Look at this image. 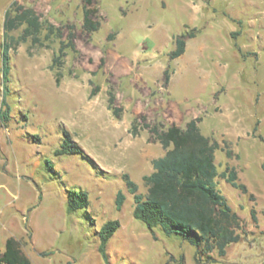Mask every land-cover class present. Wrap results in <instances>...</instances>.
I'll use <instances>...</instances> for the list:
<instances>
[{
  "label": "rangeland",
  "instance_id": "374dc122",
  "mask_svg": "<svg viewBox=\"0 0 264 264\" xmlns=\"http://www.w3.org/2000/svg\"><path fill=\"white\" fill-rule=\"evenodd\" d=\"M13 1L0 0L1 115L6 86L11 107L8 119L0 117V242L9 230L23 229L21 241L34 251V264H197L195 246L182 235L152 231L133 216L123 178L128 173L146 193L143 176L165 153L140 116L169 125L168 118L153 117L164 113L170 66L169 97L199 110L201 131L219 142L218 188L246 231L208 264H264V0H96L102 24L90 33L82 29L79 0H18L56 26L73 24L75 48L66 47L62 64L53 68L68 28L44 45L17 43L22 27L12 30L4 82L3 21ZM189 30L195 38L187 39V53L170 59L175 37ZM111 32L115 37L108 39ZM111 90L120 115L108 106ZM134 103L147 114L134 112ZM65 129L84 154L56 153ZM232 168L247 193L222 176ZM69 190L86 191L89 205L69 211ZM119 190L126 194L121 210ZM110 219L121 225L105 259L99 230Z\"/></svg>",
  "mask_w": 264,
  "mask_h": 264
},
{
  "label": "trees",
  "instance_id": "16d2710c",
  "mask_svg": "<svg viewBox=\"0 0 264 264\" xmlns=\"http://www.w3.org/2000/svg\"><path fill=\"white\" fill-rule=\"evenodd\" d=\"M96 0H83V23L85 32L97 31L102 24L99 8L93 3ZM3 43V79L9 81L11 66L9 64V51L11 43L7 41L9 32L22 27V31L15 40L17 43L30 40L34 45H44V40L52 36L62 38L63 28L69 29L67 39L60 40L58 53L54 54L51 67H59L66 54V47L75 48V26L68 24L56 26L44 18L33 7L26 6L18 0L11 2L5 11ZM46 30L44 39L41 34ZM115 32L108 34V39L115 37ZM195 36V30H189L175 37V48L169 52L170 59L181 56L186 49L188 38ZM105 59H102V64ZM168 66L164 71V82L168 84L171 70ZM59 74V73H58ZM59 81V75L57 76ZM2 99V107L6 106L4 116L8 119L11 107L6 99V90ZM98 86L92 89L91 96L96 94ZM116 96L109 91L108 106L114 114L120 115L121 107L115 106ZM143 125L159 141L165 153L152 160L153 170L145 174L143 179L147 186L146 193L138 191V184L128 173L123 175L128 190L133 195V216L141 220L153 231L155 227L161 228L167 235L180 234L195 246V260L197 264L216 262L219 257L227 254L228 246L242 240L246 235L242 217L229 204L227 197L218 188V165L216 163V150L219 142L201 131V116L187 121L185 127L176 123L164 125L162 123H148L147 118L141 115ZM136 132V119L133 122ZM57 154H84V149L72 138L68 130H64V138ZM231 153V151H229ZM222 176L227 182L247 193L248 187L238 178L236 169H227ZM228 173V174H227ZM254 198V195L251 194ZM126 194L119 190L116 194V208L121 210ZM89 198L86 191L69 190L68 210L87 207ZM251 216L258 221L256 209L252 208ZM121 223L118 219L106 221L99 230V251L107 259V244L118 230ZM153 237L157 236L153 234ZM217 254V256L214 255ZM0 264H33L22 249V242L15 237H9L5 250L0 253Z\"/></svg>",
  "mask_w": 264,
  "mask_h": 264
},
{
  "label": "crops",
  "instance_id": "0c3cea01",
  "mask_svg": "<svg viewBox=\"0 0 264 264\" xmlns=\"http://www.w3.org/2000/svg\"><path fill=\"white\" fill-rule=\"evenodd\" d=\"M80 1H81V6L83 7V2H82L83 0H79V2ZM34 9L36 10V8H34ZM83 16H84V14H83ZM194 38L195 37L188 38V40H192ZM188 43H189V41L186 43L185 52L181 56H184L187 53ZM181 56H179V57H181ZM130 63L133 64L132 61H130ZM164 69L165 68H163V70ZM174 73H175V71L171 72L170 79H169V82L167 84V89H166L167 90V100L161 105L162 106L161 109H162V111L164 113L163 114H159L158 116L154 115L155 117H153V118L154 119L159 118L160 120H162L161 117H165V118H168V124H171V123L174 122V123H176L177 125H179L181 127H185L187 121H189L192 118H196V117L200 116L199 115V110L195 111L192 107H188L186 104H183L181 101H176V100L170 99V97H169L170 95L169 94L171 92L169 93V88H170V84H171V82L173 80ZM133 108H134V112H136V113L144 112V113L147 114V110L145 109V107H143V108L139 107V105H137L136 103L133 104ZM172 112L176 113V115H177L176 119L173 118V116H170V113H172ZM149 121H150V119L148 120V122ZM200 127H201V122H200ZM23 234H24V230L23 229L21 230V232H19L17 230H9L8 234H6L2 238V240L0 242V253H2L5 250V244H6V241H7V239L9 237L13 236V237L21 240ZM22 249L25 252V254L33 262L32 256L34 254V251L30 247L23 246V244H22ZM39 255L42 256L43 254H41L39 252Z\"/></svg>",
  "mask_w": 264,
  "mask_h": 264
}]
</instances>
